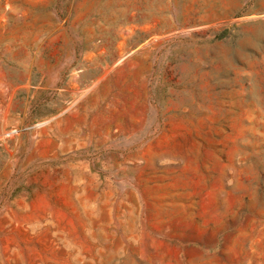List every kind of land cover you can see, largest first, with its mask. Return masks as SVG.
Wrapping results in <instances>:
<instances>
[{"label": "rangeland", "instance_id": "obj_1", "mask_svg": "<svg viewBox=\"0 0 264 264\" xmlns=\"http://www.w3.org/2000/svg\"><path fill=\"white\" fill-rule=\"evenodd\" d=\"M0 264H264V0H0Z\"/></svg>", "mask_w": 264, "mask_h": 264}]
</instances>
